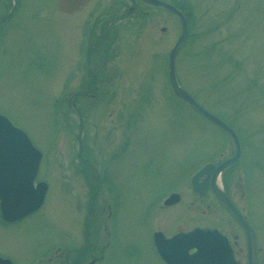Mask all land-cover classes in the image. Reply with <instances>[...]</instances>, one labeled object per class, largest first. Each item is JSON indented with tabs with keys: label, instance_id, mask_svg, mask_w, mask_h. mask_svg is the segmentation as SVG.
<instances>
[{
	"label": "rangeland",
	"instance_id": "rangeland-1",
	"mask_svg": "<svg viewBox=\"0 0 264 264\" xmlns=\"http://www.w3.org/2000/svg\"><path fill=\"white\" fill-rule=\"evenodd\" d=\"M173 1L190 21L177 81L236 132L239 158L218 182L264 249V0ZM130 6L147 15L127 16ZM8 8L0 0V17ZM4 24L0 113L43 152L38 178L49 189L31 216L0 222L1 257L164 264L152 232L195 225L218 228L244 253V233L211 189L202 198L190 187L196 171L234 148L169 87L176 17L136 0H18ZM95 26L104 37L93 53ZM85 53L95 61L81 67ZM174 191L179 202L165 206Z\"/></svg>",
	"mask_w": 264,
	"mask_h": 264
},
{
	"label": "water",
	"instance_id": "water-1",
	"mask_svg": "<svg viewBox=\"0 0 264 264\" xmlns=\"http://www.w3.org/2000/svg\"><path fill=\"white\" fill-rule=\"evenodd\" d=\"M144 2L161 7L177 16L181 22V35L172 47L169 54V79L174 93L187 101L189 105L201 116L218 126L230 139L234 155L232 158L222 162L219 166L206 165L199 173L193 177V187L203 193L207 186V180L212 174V188L218 199L227 206L239 224L248 233L249 244H252V234L237 209L228 200L224 192L217 185V178L220 172L232 165L240 155V147L235 132L221 119L202 108L176 81L174 72V58L180 47L187 39V26L184 15L174 6L159 0H143ZM7 16V15H6ZM39 153L31 145L24 133L14 128L10 122L0 116V164H7L0 169V209L1 215L6 221L19 220L36 208L42 202L45 192V185L39 184L36 188L32 186V178L37 169ZM11 170V173L7 172ZM26 174V176H25ZM206 174L205 182L197 183L201 175ZM20 182H17L18 179ZM200 232V231H198ZM2 264H9L7 261L0 260Z\"/></svg>",
	"mask_w": 264,
	"mask_h": 264
},
{
	"label": "flooded vegetation",
	"instance_id": "flooded-vegetation-1",
	"mask_svg": "<svg viewBox=\"0 0 264 264\" xmlns=\"http://www.w3.org/2000/svg\"><path fill=\"white\" fill-rule=\"evenodd\" d=\"M98 40H99V37L97 35L95 42H97ZM241 231L244 233V236L246 239V234H245L244 230H241ZM163 233H164V231H163ZM164 235L170 236L171 234H169V235L164 234ZM253 237H254V245H253V252L251 254V257H252L251 264H264V249L261 247L260 244H258V242L255 238L254 231H253ZM228 241H229V244L231 246L233 257L236 261V264H250V254L248 251L247 242H246V248L244 250V253L242 254L243 250L241 251V253L238 251V249L236 247L237 246L236 241L233 240V243H231L229 237H228ZM192 251L193 250H191V252Z\"/></svg>",
	"mask_w": 264,
	"mask_h": 264
},
{
	"label": "trees",
	"instance_id": "trees-1",
	"mask_svg": "<svg viewBox=\"0 0 264 264\" xmlns=\"http://www.w3.org/2000/svg\"><path fill=\"white\" fill-rule=\"evenodd\" d=\"M177 1V0H176ZM175 4V3H174ZM176 5V4H175ZM179 5H181V7L180 6H177V7H179V8H181L182 9V11L184 12V14H185V16H186V18H187V13H186V11H185V9H187V8H185V3H183V2H181V4H179ZM189 22V25H190V21H188Z\"/></svg>",
	"mask_w": 264,
	"mask_h": 264
}]
</instances>
